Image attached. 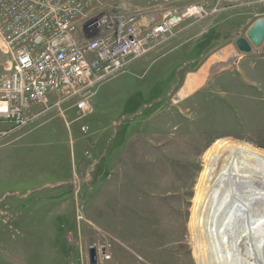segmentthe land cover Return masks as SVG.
I'll use <instances>...</instances> for the list:
<instances>
[{
  "label": "rangeland",
  "instance_id": "obj_1",
  "mask_svg": "<svg viewBox=\"0 0 264 264\" xmlns=\"http://www.w3.org/2000/svg\"><path fill=\"white\" fill-rule=\"evenodd\" d=\"M201 1L205 18L96 85L89 115L64 104L0 141V264H90V247L95 264H195L188 222L205 152L227 140L264 149V41L250 54L234 44L264 15L243 0L175 6ZM6 62L0 51V78Z\"/></svg>",
  "mask_w": 264,
  "mask_h": 264
},
{
  "label": "built area",
  "instance_id": "obj_2",
  "mask_svg": "<svg viewBox=\"0 0 264 264\" xmlns=\"http://www.w3.org/2000/svg\"><path fill=\"white\" fill-rule=\"evenodd\" d=\"M140 1L0 0V51L8 64L0 78V141L42 112L62 115L64 104L76 119L89 115L96 85L124 73L184 22L208 15L203 1Z\"/></svg>",
  "mask_w": 264,
  "mask_h": 264
},
{
  "label": "bare ground",
  "instance_id": "obj_3",
  "mask_svg": "<svg viewBox=\"0 0 264 264\" xmlns=\"http://www.w3.org/2000/svg\"><path fill=\"white\" fill-rule=\"evenodd\" d=\"M236 60L215 65L209 78ZM199 76L189 77L176 100L197 87ZM203 159L207 171L199 175L200 192L188 222L195 264H264V149L227 140Z\"/></svg>",
  "mask_w": 264,
  "mask_h": 264
},
{
  "label": "water",
  "instance_id": "obj_4",
  "mask_svg": "<svg viewBox=\"0 0 264 264\" xmlns=\"http://www.w3.org/2000/svg\"><path fill=\"white\" fill-rule=\"evenodd\" d=\"M264 41V17L255 20L246 31L244 37L235 41V46L241 54H250L253 48H258ZM90 264L96 263V251L94 247L89 248Z\"/></svg>",
  "mask_w": 264,
  "mask_h": 264
},
{
  "label": "crops",
  "instance_id": "obj_5",
  "mask_svg": "<svg viewBox=\"0 0 264 264\" xmlns=\"http://www.w3.org/2000/svg\"><path fill=\"white\" fill-rule=\"evenodd\" d=\"M209 1V0H208ZM214 2H213V4L214 3H216L217 2V4H218V2H220L219 0H213ZM235 1H238V0H235ZM245 3H241V5H238L239 7H241V6H246V7H248V6H251V9H248V14H250V16L251 17H254V18H256V17H258V16H262V15H264V0H243ZM253 6V7H252ZM237 6H234V8H236ZM236 12H237V10H236ZM239 15H241L240 13H236V14H234V16H239ZM184 29V27L181 29V30H183ZM180 31V30H179ZM161 59V57L160 58H158V59H155V60H160ZM155 60H153L152 62H151V64L155 61Z\"/></svg>",
  "mask_w": 264,
  "mask_h": 264
}]
</instances>
